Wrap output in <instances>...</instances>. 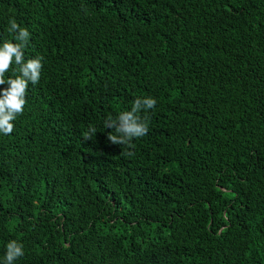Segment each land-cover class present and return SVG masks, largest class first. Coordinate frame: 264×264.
Listing matches in <instances>:
<instances>
[{
    "label": "trees",
    "instance_id": "1",
    "mask_svg": "<svg viewBox=\"0 0 264 264\" xmlns=\"http://www.w3.org/2000/svg\"><path fill=\"white\" fill-rule=\"evenodd\" d=\"M13 18L44 59L0 133V264H264V0H0V44Z\"/></svg>",
    "mask_w": 264,
    "mask_h": 264
},
{
    "label": "clouds",
    "instance_id": "2",
    "mask_svg": "<svg viewBox=\"0 0 264 264\" xmlns=\"http://www.w3.org/2000/svg\"><path fill=\"white\" fill-rule=\"evenodd\" d=\"M8 32L13 34V40H5L0 44V85L7 87L0 90V133L9 135L13 132L12 123L17 116L23 114L26 104V92L29 83L35 85L39 82L42 71L43 57L38 56L25 61L24 49L29 43L30 33L27 28L21 27L15 18L9 20ZM13 63L17 66L13 76L5 78ZM156 100L152 97L137 98L130 111H124L115 119L109 115L104 121L105 128L114 129V134L109 132L107 139L114 145H125L134 147L131 143L133 138H139L148 132V118L141 117L143 110L145 113L154 108ZM97 130L89 127L83 134L85 140L92 139ZM126 155H133L126 152ZM24 255L23 244L16 240H11L6 245V254L3 264H14V261Z\"/></svg>",
    "mask_w": 264,
    "mask_h": 264
}]
</instances>
